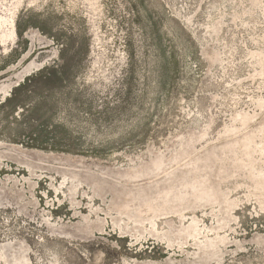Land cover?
<instances>
[{
	"label": "rangeland",
	"instance_id": "1",
	"mask_svg": "<svg viewBox=\"0 0 264 264\" xmlns=\"http://www.w3.org/2000/svg\"><path fill=\"white\" fill-rule=\"evenodd\" d=\"M0 264H264V0H0Z\"/></svg>",
	"mask_w": 264,
	"mask_h": 264
}]
</instances>
